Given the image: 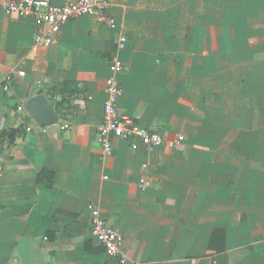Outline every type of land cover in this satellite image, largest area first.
<instances>
[{
	"label": "crops",
	"instance_id": "0c3cea01",
	"mask_svg": "<svg viewBox=\"0 0 264 264\" xmlns=\"http://www.w3.org/2000/svg\"><path fill=\"white\" fill-rule=\"evenodd\" d=\"M9 1L0 0V264H120L92 237L89 203L122 236L126 264H264V0H108L112 27L73 19L48 46L36 43L34 19L5 12ZM116 54L119 115L162 143L111 139L101 157ZM58 83L77 91L63 118L46 95ZM37 95L67 130L39 128L25 110Z\"/></svg>",
	"mask_w": 264,
	"mask_h": 264
},
{
	"label": "built area",
	"instance_id": "2783aa9c",
	"mask_svg": "<svg viewBox=\"0 0 264 264\" xmlns=\"http://www.w3.org/2000/svg\"><path fill=\"white\" fill-rule=\"evenodd\" d=\"M108 7V0H76L61 6L54 5L50 0H11L4 5V10L9 14L17 13L34 19L37 25L43 28L42 33L36 37V43L48 46L52 43L54 35L73 19L93 15L99 24L112 27L114 20L108 16ZM125 43V38L119 39L116 47L117 53L124 49ZM122 69V63L116 54L110 62L111 73L106 80L107 99L102 108V123L98 127L97 143L101 157H107L111 154V139L122 141L132 139L140 142L149 151L162 143L159 135L139 128L130 118L119 115L117 100L121 94V86L117 80V75ZM58 124L61 130L69 128L67 121H58ZM26 131L30 132L31 129L28 128ZM179 140L182 138L179 137ZM142 169H146V166L143 165ZM147 187L148 182L142 179L140 188L146 189ZM86 209L90 216L92 237L101 245L107 255L118 259L120 264H126L127 256L123 249V239L120 233L107 225L97 206L89 203Z\"/></svg>",
	"mask_w": 264,
	"mask_h": 264
},
{
	"label": "water",
	"instance_id": "95a60500",
	"mask_svg": "<svg viewBox=\"0 0 264 264\" xmlns=\"http://www.w3.org/2000/svg\"><path fill=\"white\" fill-rule=\"evenodd\" d=\"M25 110L39 127L55 125L59 117L44 95H37L29 99Z\"/></svg>",
	"mask_w": 264,
	"mask_h": 264
},
{
	"label": "trees",
	"instance_id": "16d2710c",
	"mask_svg": "<svg viewBox=\"0 0 264 264\" xmlns=\"http://www.w3.org/2000/svg\"><path fill=\"white\" fill-rule=\"evenodd\" d=\"M73 86L70 83H58L48 88L46 92L48 99L56 102V110L61 118L71 111V100L77 92Z\"/></svg>",
	"mask_w": 264,
	"mask_h": 264
}]
</instances>
